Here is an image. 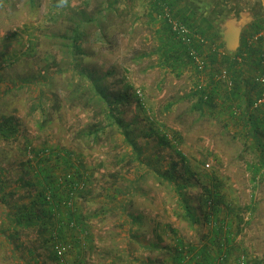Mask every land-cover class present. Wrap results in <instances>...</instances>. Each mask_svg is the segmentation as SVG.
I'll use <instances>...</instances> for the list:
<instances>
[{
    "label": "rangeland",
    "instance_id": "obj_1",
    "mask_svg": "<svg viewBox=\"0 0 264 264\" xmlns=\"http://www.w3.org/2000/svg\"><path fill=\"white\" fill-rule=\"evenodd\" d=\"M105 1L36 0L37 8L32 9L29 0H0V126L12 119L10 125L18 131L9 140H0V175L10 182L13 189L9 191L24 195L33 191L37 195V189L20 188L16 183L19 177L36 183L37 162L42 160L34 158L31 149L49 153L42 165L50 166L60 181L74 173L70 164L57 157L65 150L73 155L70 161L79 167L85 183L84 190L76 195L74 211L84 224L87 239L79 244L75 242L79 230H66L61 242L72 248L66 257L56 259L47 246L41 251L42 257L52 256L55 261L52 259L51 264H122L129 257L145 262L150 243L175 245L171 228L187 245L200 247L202 236L209 235L211 228L187 223L174 190L156 178L174 163L181 177L179 184L191 180L201 187L217 185L225 213L228 208L226 168L217 162L209 137L203 135L206 122L193 110V100H183L194 92L196 77L189 67L186 75L180 76L160 66L161 39L167 36L162 25L152 23L149 17L153 0H118V13L106 15L108 42L87 44L94 54L89 58L90 69L100 74L115 71L109 80L110 91L126 83L132 87L130 92L141 97L146 113L135 102L121 113V120L130 127L128 141L140 154L116 126L101 131L97 139L92 136L94 129L109 126L111 120L101 109L88 110L84 100L70 96L74 74L59 36L67 33L71 17L81 11L98 16ZM225 54L218 58L223 69L222 61L229 57ZM198 76L206 78L207 74ZM152 130L158 135H149ZM164 136L168 145L159 140ZM170 145L184 154L193 174H185L181 157ZM243 193L245 197L247 192ZM259 194L264 195L261 188ZM127 201H132L129 212L144 217L141 226L131 225L126 217ZM262 213L257 230L246 225V231H241L244 225L231 224L229 255L224 264H238L242 257L246 264H264L263 208ZM7 240V234L0 235L2 255H8L4 246ZM217 254L218 247H214L211 255Z\"/></svg>",
    "mask_w": 264,
    "mask_h": 264
},
{
    "label": "trees",
    "instance_id": "obj_2",
    "mask_svg": "<svg viewBox=\"0 0 264 264\" xmlns=\"http://www.w3.org/2000/svg\"><path fill=\"white\" fill-rule=\"evenodd\" d=\"M61 1L63 2L64 0ZM177 1L178 0H153L151 5V22L161 24L167 36L161 39L163 50L161 61L163 60L164 62L165 59L164 63L166 65H171L170 59L172 57H176L178 60H183L184 58L188 62H190V59L187 54V46L183 45L181 41H179L171 33V30L165 21H163L162 19L158 20L160 7L163 4L167 5L173 11L175 17L181 23H183L192 31L200 33L198 30H195L196 26L193 24V16L182 11ZM29 4L32 9L37 8L36 0H29ZM117 4H119L118 0H106L102 4V10L99 11L98 16H92L84 13L83 11L79 12L78 15H74L70 18L72 25L67 28V33L65 35L59 36V40L63 44V49L66 50V55L69 59V69L74 74V80L72 81V85H70V87L72 88L70 96L78 97L81 100H84L85 108L88 110H93L95 108L101 109V111L106 115V118H108V120H111V123L109 125L110 127L107 126L101 129H94L92 131V136L97 139L101 131L104 132V130L116 126L128 141L130 137V127L128 124L124 123V121L121 120V113H123L125 108L130 107L132 105V102L137 103L142 109V112L146 113V109H144L141 97L134 92H130L132 91V87L126 83L121 86L120 89L114 92L110 91L108 86L109 80L113 76L115 71L107 70L100 74L97 73V71L90 69V65L88 63L89 58H92L94 54L89 52L90 47H87V44H96L101 46L102 44L104 45L106 42H108L106 41V38L109 36V34L107 33V29L110 25L105 23V20L108 19L106 15L110 13H114L116 15L118 13V10L116 9ZM259 27L260 26H258V29ZM253 52H257L259 56L260 49L252 48L250 49V51L246 50L245 53L241 52L238 56H251ZM218 60L219 59L217 55H212L211 61L214 62V64H216ZM222 63L227 66V68L224 69H227V71L232 76V69L235 68L236 64L232 65L229 62V59L226 58L222 61ZM161 66H163V64H161ZM215 66L219 67L220 64H216ZM75 80H78V82L76 83ZM210 81H212L211 76ZM234 82L235 81L233 80V87L230 89L234 88ZM210 88L211 86L207 85L204 90H194V92L189 95V98L195 101L193 110L199 112L200 118H203L207 114L209 109H212L215 106V99L211 94ZM10 124H13L12 119H8L4 125L0 126V140H9L17 134L18 131L16 130V128ZM152 133L158 135V131L156 130H152L149 135H151ZM159 140L162 145L169 144L166 136L160 137ZM178 140H180V138H178ZM130 143L132 144L133 148L136 149V145L132 142ZM176 144L178 143L176 142ZM170 147L176 152L178 156L181 157L182 165L185 167V174H193L187 166L188 162L184 154L181 151H178L177 147L172 145H170ZM62 152L63 151L59 152L57 154V157L60 158L61 161L66 165L70 164V169L74 170V173L70 177V179H63L64 181L55 179L53 172L51 171L52 168L50 166L42 165L43 163L47 162L45 158L49 155L42 157L44 158L42 159L41 156L45 152L34 151L32 149L31 153L34 155V157H36V159L40 158L42 160L40 162H37L38 165L36 167L34 175L36 178V183L33 184L31 183V181L26 182L23 177H19V181L22 182L23 186L29 187L31 189L34 188V190L37 189V195L35 194L34 205L38 206L39 211L28 212L26 208V211L22 212V218L17 219V221L18 223L22 221L26 222L30 224V226L40 224V234L44 237V240L46 242L45 246H47L49 250L52 251L51 254L56 259L60 258L58 257L57 253L52 250L51 236L56 235V237L61 241L62 239H64L66 230L77 232L79 230L80 234H86L84 239H87L88 234L84 229V224L81 222V218L75 215L74 211L76 195L82 191L80 189H77L76 186L80 185L79 182L82 183L84 179L80 175L79 167L73 165L70 161V158L73 155L65 150L64 155ZM136 152L140 154V151L138 149H136ZM177 166L178 165L176 163L171 164L163 174H157L156 178L160 182V184H167V186L171 187L174 190L178 198L177 202L183 211L182 215L184 217V220L191 226L200 224L204 227H210V234L207 236H202L203 244L200 247L187 245L185 239L183 237H180L175 230L168 226L169 228H171V233L175 238L174 246L165 245L164 247H160L157 243H150L148 245L149 257L147 261L144 262L140 259H133L129 257L124 260L122 264H137L136 261H139L140 264L226 263L229 255L228 251L229 244L231 242V233L228 226H225V224H221L219 222L218 217L220 215L221 201L220 195L217 190V185L212 188L201 187L198 183H193V181L191 180L184 181L183 183L179 184L178 180L181 177L177 173ZM131 202L132 201H127L126 205L124 206V213L127 214L126 217L130 221L131 225H136L139 223V225L141 226L145 223L144 217L141 213H139L138 215H134L132 212L128 211V207L132 206ZM37 220H39L40 223ZM71 225H73L72 228ZM78 225L82 227V230ZM158 227L159 226H156V229ZM136 232H138V230ZM221 236H223L224 239H222ZM127 238L130 245V243L132 242L130 235H128ZM157 239L158 241L162 240L159 236L157 237ZM75 242H78L79 244L81 243V241H77V237ZM217 243H219V245H217ZM75 245L78 246V244ZM214 247H218V254L216 255V257L211 255V250L214 249ZM68 253L61 257V259L66 257ZM151 254H156V257L152 258ZM159 256H162V258Z\"/></svg>",
    "mask_w": 264,
    "mask_h": 264
},
{
    "label": "crops",
    "instance_id": "obj_3",
    "mask_svg": "<svg viewBox=\"0 0 264 264\" xmlns=\"http://www.w3.org/2000/svg\"><path fill=\"white\" fill-rule=\"evenodd\" d=\"M177 2L182 11L193 16L195 30L226 51L229 54L226 59H229L232 65L236 64L231 76L235 86L229 89L226 84L213 80V74L221 67L215 66L218 62L214 64L211 61L210 49L201 50L211 66L204 80L206 86H211L210 91L215 99V106L206 111L207 114L202 118L206 122L203 135L209 137L217 162L226 168L230 187L225 196V204L228 206L226 213L222 205L223 199L220 197L219 222L229 229L231 224H241V228L243 225L245 227L240 229L241 231H246V225L257 230V226L262 221V208L264 212V195H258L259 188L264 191V110L253 111L251 106L259 94L255 78L260 72V62L257 52H253L251 56L238 55L252 48L260 49L259 46L248 47L247 44L253 34L264 30V0H178ZM151 14L152 9L149 17ZM234 27L241 29L240 49L235 54H230L224 45V35ZM160 62L163 64L160 66L165 71L168 69L171 72L177 71L180 76L186 75L187 67L192 69L196 77L195 88L203 78L196 74L194 66L184 58L178 60L172 57L171 65H166L165 59L164 62L163 60ZM189 99L191 98L186 96L183 100ZM192 103L194 104L195 101L193 100ZM16 183L21 184L20 188L23 187L19 179ZM10 185V182L0 175V235H8L4 246L9 250L8 255L0 254V264H51L53 255L49 259L42 257L41 251L45 250V240L40 239L41 225L30 226L26 222L17 221L22 218V212L26 211V208L28 212L39 211L38 206L34 205L35 195L32 192L24 195L16 190L9 191L13 189H10ZM243 192H247L245 197ZM218 193L220 195L219 191ZM2 226L5 229H2ZM1 246L3 245L0 243V248Z\"/></svg>",
    "mask_w": 264,
    "mask_h": 264
},
{
    "label": "built area",
    "instance_id": "obj_4",
    "mask_svg": "<svg viewBox=\"0 0 264 264\" xmlns=\"http://www.w3.org/2000/svg\"><path fill=\"white\" fill-rule=\"evenodd\" d=\"M159 19L165 21L168 27L171 30V33L179 40L183 45L187 46L188 50V57L190 59L191 64L196 69L197 73L200 75H204L207 73V70L211 67L207 61L206 56H204L201 52L203 49H210V53L212 55H217L219 59L224 58L226 56L225 51L215 44L211 43L205 36L201 33L196 31H192L183 23H181L174 15L172 10L167 7L166 5H162L160 7V14L158 15ZM248 47H260V72L255 78V83L259 88V96L253 102L251 108L253 111H262L264 110V30L256 32L253 36L248 40ZM204 78L199 80L197 87L195 90L201 91L206 88V82ZM213 80L217 81L218 83L226 84V86L230 89L233 87V80L230 73L227 69H219L214 73ZM238 113V111H235ZM49 153H43L42 157L47 156ZM35 158V157H34ZM70 179V176H68ZM61 181H64L61 179ZM80 185L76 186L77 189L84 190L85 183L79 182ZM76 189V190H77ZM69 227V225H68ZM73 225H71V228ZM86 234L79 232L77 236V241H83ZM51 246L52 250L55 251L58 257L61 259L66 253L70 251L71 246L70 244H65L61 242L56 235L51 236ZM238 264H246L245 257H242L239 260Z\"/></svg>",
    "mask_w": 264,
    "mask_h": 264
},
{
    "label": "water",
    "instance_id": "obj_5",
    "mask_svg": "<svg viewBox=\"0 0 264 264\" xmlns=\"http://www.w3.org/2000/svg\"><path fill=\"white\" fill-rule=\"evenodd\" d=\"M241 29L234 27L224 35V45L230 54H235L240 49Z\"/></svg>",
    "mask_w": 264,
    "mask_h": 264
}]
</instances>
